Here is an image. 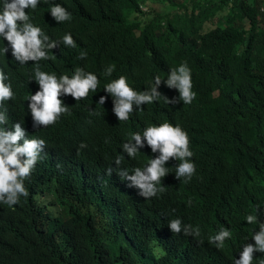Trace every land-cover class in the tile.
Here are the masks:
<instances>
[{"label":"trees","instance_id":"16d2710c","mask_svg":"<svg viewBox=\"0 0 264 264\" xmlns=\"http://www.w3.org/2000/svg\"><path fill=\"white\" fill-rule=\"evenodd\" d=\"M149 1L160 9L144 10L147 0H40L25 11L58 46L39 62L20 64L0 37V71L14 93L0 104L7 117L0 129L24 125L19 105L39 90L37 68L58 79L82 69L99 80L86 99L61 96L69 111L54 124H29L45 147L24 180L29 195L11 206L0 202V264H234L264 223L258 214L264 207V0ZM56 4L70 20L51 16ZM219 10L226 15L216 19ZM69 33L75 47L62 42ZM182 63L191 70L196 96L191 104L170 105L166 97L180 94L166 80ZM121 76L137 92L150 90L156 76L162 79L160 97L142 109L134 105L125 121L114 114V97L105 90ZM165 122L187 132L196 171L179 180L180 161L171 170L165 164L168 174L157 185L164 191L146 199L118 172L131 175L159 152L145 141L131 158L123 144ZM249 214L256 223L246 221ZM227 215L231 220L215 225ZM177 218L182 226H198L200 235L174 234L168 223ZM223 229L231 235L218 249L208 240Z\"/></svg>","mask_w":264,"mask_h":264},{"label":"clouds","instance_id":"9594fccd","mask_svg":"<svg viewBox=\"0 0 264 264\" xmlns=\"http://www.w3.org/2000/svg\"><path fill=\"white\" fill-rule=\"evenodd\" d=\"M39 2L40 0H10V2L4 0L3 11L0 12V37L6 38L14 59L20 64L49 59L48 51L58 46L56 41L49 42V37L43 33L42 29L30 22L25 11L27 8L35 9ZM50 13L57 22L71 18L67 9L59 4L52 6ZM62 42L66 46L75 47V41L70 33L63 36ZM3 51L7 53L8 48L5 47ZM84 57L85 54L81 53L80 58ZM114 68V65L109 66L105 69V74L110 76ZM6 79L4 72L0 71V104L14 97L11 84L5 83ZM35 80L39 84V90L27 98V102L19 105L27 119L24 120V125L16 122L12 126L14 130L0 129V202L9 206L17 204L20 196L29 195L24 180L31 175V170L45 147V141L41 139V136L34 134V129L54 124L62 114L69 111L61 96L70 95L76 101L86 99L90 91L96 92L99 84L97 75L91 72L85 73L82 69H77L71 78L63 75L58 79L55 74H49L37 68ZM161 82L162 79L156 76L155 85L150 90L142 92L135 91L124 76L108 83L105 90L114 97V114L120 121H125L133 112L134 105L142 109L143 105L153 103L161 95L158 91ZM166 85L170 89H177L180 94L179 98L173 97L171 100L166 97V103L170 105L181 100L184 104H191L195 99L191 70L186 63L170 70ZM106 99L107 97L101 96L98 103L104 104ZM6 123L7 117L0 114V124ZM21 140H23L22 144ZM145 141L152 152H159V155L152 158L143 169L137 167L131 175L126 169L118 172L122 180L129 182V188L138 189V194L146 199L156 196L157 192L164 191L157 185L163 184L162 178L168 174L165 164L171 170L177 160L180 163L176 167V178L191 179L196 167L189 160L193 152L189 148L188 134L182 127L173 126L168 122L159 126H149L144 130L143 135L132 134L131 138L123 144V149L129 157L135 158L139 150L145 146ZM85 146L81 145V147ZM120 156L122 154L119 150L115 159L117 167L121 164ZM108 172L111 174L112 169L109 168ZM258 214L264 216V207L258 211ZM225 220H231V216L227 215L215 225L226 223ZM246 221L249 224L256 223L257 216L249 214ZM239 224H243L241 218ZM168 225L174 234L183 232L185 236L194 238L200 235L198 226L195 228L190 224L182 226L179 218L169 221ZM257 230L258 232L249 236L242 244L238 250L241 253L240 257L234 261V264H264V223H260V228ZM230 235L228 229H223L216 232V235L210 236L208 243L222 249Z\"/></svg>","mask_w":264,"mask_h":264},{"label":"rangeland","instance_id":"374dc122","mask_svg":"<svg viewBox=\"0 0 264 264\" xmlns=\"http://www.w3.org/2000/svg\"><path fill=\"white\" fill-rule=\"evenodd\" d=\"M147 4H148V7L143 6L144 10H147V9H151V10L152 9H155V10H158V9H160L159 3H156V2H152V1L147 0ZM225 15H226V12L225 11L220 12V10H219V12L217 14H215V18L217 19L219 16H221L222 18H224ZM149 16H152V15H149ZM142 19L143 20H146L147 19L146 15ZM246 26H247V24H246ZM238 50H239V46H237L235 48V52H237Z\"/></svg>","mask_w":264,"mask_h":264}]
</instances>
